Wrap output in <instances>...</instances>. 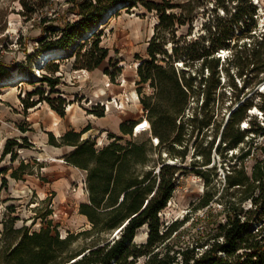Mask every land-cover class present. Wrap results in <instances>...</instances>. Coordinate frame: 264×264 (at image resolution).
<instances>
[{"label": "trees", "instance_id": "16d2710c", "mask_svg": "<svg viewBox=\"0 0 264 264\" xmlns=\"http://www.w3.org/2000/svg\"><path fill=\"white\" fill-rule=\"evenodd\" d=\"M39 1L19 0L26 10L38 5ZM216 1V7L221 6L224 10V0ZM227 1L236 3L227 21V30L221 24L207 27V34L200 35V39H206L208 44L201 45L177 37L178 29L186 22L181 13L172 12L181 6L172 4L170 0H160L159 3L155 0H67L74 8L76 19L60 26L50 25L57 38L48 41V46L42 47L37 56L50 49H64L67 54L60 60L73 55L74 69L93 71L108 57V49L100 45L98 35L88 49L83 47L96 34L93 28L101 25L107 13L110 17L120 9L128 11L141 6L156 15L153 34L146 48L147 57H136L135 92L142 114L149 123V134L143 141L136 140L138 136L132 137L135 122L124 121L119 124V131L132 140L123 142L122 136L107 133L109 142L97 148L95 138H82L90 129L89 125L80 131L69 129L58 137L51 131L47 132V144L57 148L71 147L62 159L86 173L87 201L79 205L78 213L87 219L90 229L62 237L48 219L52 214V209L48 208V204L52 205L51 193L42 200L46 205L43 212L34 207L33 221L40 219L42 222L38 231H30L26 225L16 227L18 218L4 215L0 232V264H135L139 258L145 259L143 264H264V88H261L264 84V33L259 39L255 38L256 24L249 26L247 23L253 22L257 15V5L253 0H244V5L240 0ZM45 2L47 0L42 6ZM233 26L240 32L237 37L233 34ZM245 26L247 33L254 31L250 34L253 40L240 43ZM88 32L89 36L85 37ZM222 50L227 52L223 59L218 55ZM32 58L30 54L24 56L28 68L34 67ZM23 62H16L14 67L17 72L28 75L29 80L23 83H31L36 78L32 74L33 69L27 72L29 69L26 70ZM55 62L52 59L38 69L46 68L55 73L58 71ZM196 63L200 64V74H187L185 68ZM7 67L0 60V80L9 76ZM105 72L114 80V73L107 69ZM39 77L37 79L45 82L51 91L59 83V77ZM225 78L231 80L228 87L232 96L225 119L222 117L218 121L213 117V107L220 101L217 89L226 86ZM235 79H238L239 87ZM245 90H251L252 96L246 97ZM26 96L28 99L22 98L24 110L46 102L62 118L70 105L61 95L43 97L42 89H35ZM33 96L38 98L29 101ZM191 101L200 104L190 116H186ZM99 109L88 112L101 118L104 116L103 108ZM244 122L246 125L243 127ZM210 128L219 134L218 146L221 145L224 152H231V156L228 158V153L218 151L223 159L220 167L224 169L228 161V169L223 172L224 185L217 197L216 194L205 193L200 200V208L214 201L221 204L225 221L217 223L209 244L175 250L168 242L183 225V220L164 226L160 213L171 199L178 183V172L183 167L167 160L183 163L191 147L194 155L200 157V167L208 166L215 138L210 146L207 144L197 149L194 143L191 145V135L207 132ZM151 137L158 139L156 146ZM258 137L262 138L257 146L260 157L253 159L248 172L245 171V162L251 156V145ZM23 142L27 143L25 137ZM21 147L14 138L4 143L1 159L8 156L11 163L18 161L17 166L0 170L4 175L1 177L4 186L8 171L15 181L23 180L24 175H35L29 169L30 163L18 159L17 151ZM152 152L157 155L156 166L150 160ZM232 159L234 162L230 164ZM36 165L43 168L42 164ZM196 173L205 178L209 171L200 168ZM205 182L209 183L208 180ZM245 202L249 203L247 208L243 207ZM6 209L12 210L13 207L7 206ZM143 226L147 228L146 241L136 245L134 237ZM116 231L117 236L104 239V234L111 232L113 235ZM82 236L90 239V244L76 249L74 243ZM203 246L206 248L198 253V247Z\"/></svg>", "mask_w": 264, "mask_h": 264}, {"label": "rangeland", "instance_id": "374dc122", "mask_svg": "<svg viewBox=\"0 0 264 264\" xmlns=\"http://www.w3.org/2000/svg\"><path fill=\"white\" fill-rule=\"evenodd\" d=\"M155 1L160 2V0ZM215 1L170 0L172 4L181 6V8H174L172 12L181 13L186 22L178 29L177 37L180 36L182 41L185 39L187 42H198L201 45H207L208 41L206 39L204 41L200 39V35L207 34V27L221 24L227 30V21L230 20L236 3L224 0L225 9L223 10L221 6L216 7ZM253 1L257 3V15L254 16L253 22L247 23L249 26L256 24L254 31L257 36L255 38L259 39L264 33V0ZM239 2L243 5L246 3L244 0ZM45 3L42 6L44 0H41L38 5L26 10L19 0H0V60L8 66L9 75L16 71L14 65L18 61H24L23 65L27 70L28 65L24 59L25 54L32 55L34 62L38 52L41 51L40 49L45 45L48 46L49 42L57 38L50 30V25L60 26L67 21L72 22L76 19L74 8L67 0H47ZM216 18L217 20H215ZM156 20L157 17L154 13L146 11L141 6H136L128 11L120 9L117 14L107 17L106 21L97 27L96 34L83 45L84 48L88 49L91 41L98 35L100 45L108 49V57L99 67L93 70V73L84 69H74L75 57L72 55L55 62L58 66V71L55 73H50L46 68L35 69L31 67L28 68L27 72L33 69V72H31L36 77L33 82H22V84L15 85L10 89H6L7 86H0V170L18 164V161L11 163L8 156L1 159L5 141L14 138L22 145L17 151L18 159L30 163L29 169L35 174L24 175L23 180L15 181L10 178V171H8L5 175L7 178L5 186L1 181V177L4 175L0 174V232L2 230V219L7 214L10 217L18 218L15 223L16 227L26 225L30 231H38L42 226V222L40 219L33 221L34 207L37 206L40 209L39 212H43L46 205L43 204L42 200L50 196L51 193L50 202L52 205L50 207V204H48V208L52 209V214L48 219L51 220L52 227H55L62 237L68 233L76 234L90 229L87 219L78 213L79 205L87 201L84 187L86 173L69 165L62 159L61 155L66 153L68 149H56L47 144V132L54 131L57 133L56 125H60L61 128H67L68 125L69 128L66 131L69 129L80 131L87 125L90 129L91 125L95 128L98 127L97 123L99 121L106 122L107 126L119 121L133 120L135 125L139 122L143 114L138 100L133 94L136 93L135 81L138 65L136 57H147L146 48L153 34ZM254 31L247 33L248 30L245 26L240 43L252 41L253 38L250 34H254ZM239 33V30L233 26L234 36L237 37ZM225 56H227V52L222 55V59ZM179 68L183 67L179 66ZM105 69L114 73V80L110 79ZM185 70L189 75L196 74L198 76L200 74V64L196 63L185 68ZM206 74L205 69L204 75ZM42 75L59 77V83L54 90L51 91L45 82L37 79ZM220 79L222 83V77ZM225 79L226 86L217 89V95L220 94V101H217L213 107V117L218 121L222 117L225 119L228 112L227 105L232 96L228 87L231 80ZM235 81L239 87L238 79H235ZM107 83L109 84L108 87ZM261 88H264V85ZM35 89H42L43 97L47 95L48 97H56L57 95L65 97L70 102L68 106L72 107L71 110L68 111L67 106L63 118L54 111L51 113L52 110L46 102H41L34 108L24 110L22 98L28 99L27 93ZM145 91L148 93V89H145ZM245 92L247 93L246 97L252 96L251 90H245ZM113 97L117 101L120 100L125 103L123 110H117L114 107ZM37 98V96L29 97V101ZM199 99L201 101V95ZM199 104L200 102L191 101V107L186 116H190V113L196 110V106H199ZM105 105H108V110ZM100 107L103 108V117L98 118L93 114H89L88 111L91 109L99 111ZM258 118L260 117L258 116ZM68 119L76 128L71 126ZM87 121H91V123H87ZM245 125L244 122L243 127ZM104 132L109 133V130L103 129L96 133V143L99 140H102L104 144L107 140L109 141L107 133H105L104 138H101ZM86 133L82 138H92L95 134L92 132L90 136ZM116 136H122L123 142L132 140L129 135H122L119 131ZM137 136L136 140L143 141L147 138V133L141 132ZM24 137L27 139V143L23 142ZM191 138V145L194 143L197 149L205 147L207 144L210 146L209 143H212L213 138L215 140L211 150V163L206 167H200V157L194 155L191 147H189L188 155L183 163L167 160L169 163L182 165L183 167L178 172L179 178L176 189L173 191L167 206L160 213V220L164 226L176 220H183V225L171 236L168 242V245H173L172 249L175 250L178 247L191 248L209 244L212 241L217 223L225 221L222 206L214 201L208 206L200 208V200L205 193H213L217 197L218 192L222 190L224 185L223 172L228 169L226 165L228 161L226 160L224 169L220 167L223 159L218 151L222 154L228 153L226 154L228 158L231 156V152H224L223 147L218 146L219 134H216L214 128H210L207 132L203 131L201 134L200 132L199 134L192 133ZM261 141L262 138L258 137L256 143L251 145L252 154L245 162V171L249 172L253 159L260 157L257 146L260 145ZM215 148H217V152H214ZM235 153L239 154V151L235 150ZM50 157H54L56 161H51ZM150 160L154 161L155 166L157 165L158 159L154 152L151 153ZM233 162L234 159L229 163L232 164ZM36 163L42 164L43 168L40 169ZM200 168L203 171H209V173H205V178L196 173V171H200ZM205 180H208L209 183H206ZM7 206H12L13 209H6ZM248 206V202L243 204L245 208ZM144 234H147L146 226L138 229L133 243L136 245L145 243L147 236L144 239ZM110 236L113 237L111 232L103 235L104 239H110ZM89 241L90 239L82 236L74 243V247L77 249L87 246L90 244ZM205 248V246L198 247V253ZM144 260V258H139L135 264H143Z\"/></svg>", "mask_w": 264, "mask_h": 264}, {"label": "bare ground", "instance_id": "6f19581e", "mask_svg": "<svg viewBox=\"0 0 264 264\" xmlns=\"http://www.w3.org/2000/svg\"><path fill=\"white\" fill-rule=\"evenodd\" d=\"M108 16H109V13H107V14L104 16V18H103L101 24L104 23V22L106 21V19H107ZM93 30H97V27L93 28ZM93 30H92V31H93ZM88 34H89V32L86 33V36H85V37H88V36H89ZM225 52H226V51H223V50H222V51L220 52V55H219V56L224 55ZM66 54H67V51H65L64 49H50V50H47V51L41 53L40 55H38V56L35 58V60H34V62H33V64H34V68H35V69H38V68H39L41 65H43L44 63L46 64L47 62H48V63L51 62L52 59H53V61H58V60H60V58H63ZM180 63H181V62H180ZM180 63H179V64H180ZM28 80H29V79H28V75H27V74L22 73V72H17V71H15V72H13L12 75H9V76H7V77L1 79V80H0V85H1V86H7V87H5V88H6V89H10L11 87H14L15 85L22 84L23 81H28ZM263 85H264V84H263ZM101 94L103 95V93H101ZM133 94H134V97L137 98V94H136V93H133ZM69 107H70V108H69ZM68 108H69L68 111H70L72 107H71V106H68ZM68 108H67V109H68ZM251 112H253V111H251ZM51 113H53V111H51ZM148 126H149V123L146 121V122H145L144 124H142L140 127L136 128L135 133H139V131L141 132V131H142V128H141V127H144V129H145V127H148ZM50 160H51V161H56V159H55L54 157H50ZM144 228H145V227H144ZM146 236H147V234H146V235L144 234V239H145Z\"/></svg>", "mask_w": 264, "mask_h": 264}, {"label": "crops", "instance_id": "0c3cea01", "mask_svg": "<svg viewBox=\"0 0 264 264\" xmlns=\"http://www.w3.org/2000/svg\"><path fill=\"white\" fill-rule=\"evenodd\" d=\"M91 73H93V71H91ZM137 100H138V98H137ZM139 104V103H138ZM140 106V105H139ZM70 108V107H69ZM68 108V109H69ZM67 109V110H68ZM121 110H123V109H121ZM87 120H89V119H87ZM68 122L71 124V126L72 127H75L74 126V124L73 123H71V121H70V119H68ZM88 122H90L91 123V121H87V123ZM106 122H104L103 121V123H102V121H99L98 123H97V126L98 127H94L93 125H91V129L90 130H88V132L86 133V134H92V132H94L95 134L96 133H98L99 131H101V130H103V129H107V130H109V133H112V134H115V135H118V131H119V124L121 123V121H119L118 123H114L113 125H106L105 124ZM78 124V123H77ZM57 126V133H55L54 131H51L56 137H58V136H60L62 133H64L65 131H66V129H68L69 128V126L67 125V128H61V126L60 125H56ZM70 126V127H71ZM83 126V125H82ZM101 129H100V128ZM76 128V127H75ZM133 129H134V127L132 128V131H133ZM120 132V131H119ZM105 133H108V132H104V135H102L101 136V138H104V136H105ZM95 134H93V135H95ZM97 135V134H96ZM85 136V135H84ZM91 136V135H90ZM54 148H56V149H68V151L66 152V153H64L63 155H61V157H63L64 155H66L67 153H69V151H71V147H68V146H63V147H59V148H57V147H54Z\"/></svg>", "mask_w": 264, "mask_h": 264}, {"label": "built area", "instance_id": "2783aa9c", "mask_svg": "<svg viewBox=\"0 0 264 264\" xmlns=\"http://www.w3.org/2000/svg\"><path fill=\"white\" fill-rule=\"evenodd\" d=\"M255 3V2H254ZM257 4V3H256ZM221 52V51H220ZM218 55H220V53H218ZM222 57V56H221ZM107 85V87H108V83L106 84ZM112 102H113V104H114V107L117 109V110H121L122 108H123V106H124V102L123 101H120V100H116V98H114L113 97V100H112ZM102 106V105H101ZM105 108H107V110L109 109V107H108V105H105ZM147 120L144 118V116L139 120V122L134 126V129H133V131H132V136L133 137H136L139 133H141V132H146V133H148L149 134V126L148 127H145V129H144V127H141L142 128V131L140 132L139 131V133H135V130H136V128H138V127H140L142 124H144L145 122H146ZM148 122V121H147ZM97 135H93L92 136V138H95ZM105 139H107V138H105ZM96 140H97V138H96ZM99 140V139H98ZM151 141H152V143H153V145H157L158 144V139L157 138H155V137H151ZM109 141L107 140V142H106V144L108 143ZM103 145H105L104 143H103V141L102 140H99V141H97V143H96V147L97 148H99V147H101V146H103ZM172 164V163H171ZM84 187H85V185H84ZM219 206H222L221 204H218Z\"/></svg>", "mask_w": 264, "mask_h": 264}, {"label": "water", "instance_id": "95a60500", "mask_svg": "<svg viewBox=\"0 0 264 264\" xmlns=\"http://www.w3.org/2000/svg\"><path fill=\"white\" fill-rule=\"evenodd\" d=\"M228 115H229V114H228ZM117 233H118V231H116L115 233H113V237H114V236H117Z\"/></svg>", "mask_w": 264, "mask_h": 264}]
</instances>
